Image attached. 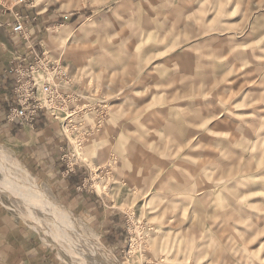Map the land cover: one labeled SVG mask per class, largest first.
I'll use <instances>...</instances> for the list:
<instances>
[{
    "label": "rangeland",
    "instance_id": "obj_1",
    "mask_svg": "<svg viewBox=\"0 0 264 264\" xmlns=\"http://www.w3.org/2000/svg\"><path fill=\"white\" fill-rule=\"evenodd\" d=\"M6 3L67 76L42 141L0 123V261L264 264V0Z\"/></svg>",
    "mask_w": 264,
    "mask_h": 264
},
{
    "label": "built area",
    "instance_id": "obj_2",
    "mask_svg": "<svg viewBox=\"0 0 264 264\" xmlns=\"http://www.w3.org/2000/svg\"><path fill=\"white\" fill-rule=\"evenodd\" d=\"M12 12V30L20 37H28L31 22L36 15L22 7H16ZM39 51L33 46L30 51L15 57L14 104L7 109V118L10 121L34 123L46 112L57 116L54 109L66 102L65 91L61 90L56 80L58 77L67 76L66 70L59 67L58 63L51 64L46 52ZM38 68L42 69V75H37Z\"/></svg>",
    "mask_w": 264,
    "mask_h": 264
},
{
    "label": "crops",
    "instance_id": "obj_3",
    "mask_svg": "<svg viewBox=\"0 0 264 264\" xmlns=\"http://www.w3.org/2000/svg\"><path fill=\"white\" fill-rule=\"evenodd\" d=\"M40 5H42L40 3ZM16 6L13 8L12 6L8 5L6 3V0H0V123H3L5 121V127L9 131L16 130L11 134V137L14 139H17V142H19V138L16 136L19 133H25L28 137L31 139L36 140L37 142L43 140V136L46 135V127L45 125H39L35 126L34 124H25L22 125L21 123H16L14 126L6 119V116L3 114L4 111H7V109L14 104V97H13V89L15 85V76L16 73L13 70V67L15 65V57L19 54H24L36 44V43H42L44 45V39L46 32H48L49 28H52L53 25H55V20L57 18V14L52 11H47L48 7L43 6L39 9L37 5H34V8H27L25 10L29 12H37V17L35 19L34 26L30 27L28 37H20V35H17L12 30L11 21L13 20V9H15ZM65 13H58L59 16H63ZM61 19V18H60ZM49 21H54L50 23ZM50 23V27L47 29V24ZM49 25V24H48ZM61 25L66 26V23H62ZM44 26L46 28H44ZM69 28L65 27L67 30ZM47 29V31H46ZM67 33V32H66ZM65 30L62 32V37L66 35ZM3 112V113H2ZM4 119V120H2ZM45 122L44 124H46ZM38 124H40L38 122ZM16 128V129H15ZM108 211H105L104 214H106ZM113 227V228H112ZM107 232H105V235H107L109 238H112L113 240H118L117 235L114 234V230L116 228V225H111L110 229ZM115 238V239H114ZM117 238V239H116ZM3 241V239H2ZM3 242H1L2 245ZM113 245L117 244V242H112ZM7 245V244H6ZM10 246V245H9ZM9 251L13 253L14 251H11L12 248L9 247ZM35 249H31L28 253L31 262L27 264H51L50 260H48L45 256V251H40L39 254L34 251ZM14 256L11 257L9 254V258L7 255H4L5 257H8L10 260H12L15 257V253H13ZM0 264H6L5 261H0Z\"/></svg>",
    "mask_w": 264,
    "mask_h": 264
},
{
    "label": "bare ground",
    "instance_id": "obj_4",
    "mask_svg": "<svg viewBox=\"0 0 264 264\" xmlns=\"http://www.w3.org/2000/svg\"><path fill=\"white\" fill-rule=\"evenodd\" d=\"M6 157V156H5ZM5 160V159H4ZM2 162V159L0 160ZM17 163V162H16ZM2 164V163H1ZM8 171V170H6ZM23 172V171H22ZM21 173V172H20ZM24 173V172H23ZM28 174V172H26ZM22 175V174H21ZM23 178V176H21ZM25 180H26V177H24ZM30 178V177H29ZM28 178V179H29ZM18 180V179H17ZM11 181V180H10ZM16 183V182H15ZM31 184V183H30ZM33 187H36L33 183L31 184ZM19 187V186H18ZM19 189V188H18ZM50 205H52L53 207H55V204L49 202ZM49 206V205H48ZM56 210L62 212L63 214L66 215V211H64V208H57L56 206ZM66 210V209H65ZM55 211V210H54ZM69 226V225H68ZM96 240H98L97 238H95ZM96 240H93V242L96 244V246H98V249L100 250V253L98 254V259L101 261V262H105V263H109L111 264L112 262H115V256L114 254L110 253L109 250L100 242V241H96ZM89 241H87L88 243ZM94 244V245H95ZM95 247V246H94Z\"/></svg>",
    "mask_w": 264,
    "mask_h": 264
}]
</instances>
